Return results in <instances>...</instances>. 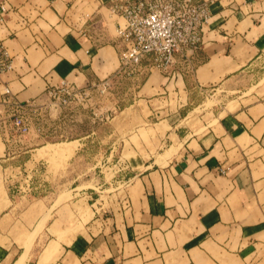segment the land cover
<instances>
[{
	"label": "crops",
	"instance_id": "0c3cea01",
	"mask_svg": "<svg viewBox=\"0 0 264 264\" xmlns=\"http://www.w3.org/2000/svg\"><path fill=\"white\" fill-rule=\"evenodd\" d=\"M202 1L210 19L200 50L178 56L167 72L146 58L132 77L126 109L141 120L133 130L153 129L174 148L170 157L160 153L163 162L152 156L128 165L99 192L71 185L68 221L58 214L65 204L47 201L52 173H40L35 161L31 172L10 170L15 157H6L0 139V264H15L41 224L26 264H264V92L248 94L264 67V0ZM0 3L8 8L0 52L11 62L0 74V113L7 101L42 103L63 85L124 75L111 0ZM215 96L220 104L204 107ZM74 142L69 162L96 159L86 154L93 142L86 137L60 144ZM85 174L79 169L74 184ZM81 200L83 211L74 208ZM42 233L47 243L36 253Z\"/></svg>",
	"mask_w": 264,
	"mask_h": 264
},
{
	"label": "rangeland",
	"instance_id": "374dc122",
	"mask_svg": "<svg viewBox=\"0 0 264 264\" xmlns=\"http://www.w3.org/2000/svg\"><path fill=\"white\" fill-rule=\"evenodd\" d=\"M119 22L122 24L123 20L119 18ZM199 50L200 48L197 51ZM122 74L124 75H118L119 77H115L112 81L105 80L98 83V86L70 85L57 88L52 93H55V96L50 95L49 99L42 103L22 104L7 101L4 111L0 113V139L6 143L9 154L6 152V157H15L7 162L8 166H11L10 170L21 166L17 171L24 169L31 172L37 167L33 164L35 161L40 173L47 175L49 172L52 173L54 180L49 179L51 184L47 191L54 194L50 193L47 201L51 204L55 200L53 207L65 204L63 209L62 207L59 209V219L66 218L68 221L74 219L73 208L68 205L74 202L69 191L71 187L78 185L79 189L94 188L99 192L105 187L101 186L105 181L109 186L112 179L130 169L127 168L128 165L137 168L141 160L152 156L160 163L163 162L159 159L160 153L169 152L166 157H170L174 151V148L168 150L167 146L160 144L153 129L133 130V126L141 122L134 118L129 109H126L134 101V93L130 91L134 74ZM263 75L264 67L249 85L251 89L248 94L264 92V80L257 84ZM221 101L216 96L209 98L204 107L209 109L215 104H220ZM197 112L196 114H199L200 110ZM83 137L90 142L93 141L88 148H84L86 154L90 157L98 156L96 159L90 158L87 164L78 167L76 162H69L77 142L70 146L60 143ZM142 143L146 145L143 146ZM45 145L47 147L41 148ZM110 145L112 146L109 147ZM30 150L33 151L27 153ZM112 150L113 155L107 158ZM26 154L33 155L32 162L27 166L23 164ZM79 169L81 174L85 172L86 174L74 184ZM14 172L12 171V174ZM25 177L21 180L25 185H29L30 181ZM119 186L122 189V184ZM83 202L86 201L81 200V203L75 204L74 208L83 211ZM85 209L89 211L87 204ZM48 217V214L45 215L43 222ZM40 227V231L43 230V225L38 228ZM44 234L42 233L35 246L36 253L42 252L46 246L47 235Z\"/></svg>",
	"mask_w": 264,
	"mask_h": 264
},
{
	"label": "built area",
	"instance_id": "2783aa9c",
	"mask_svg": "<svg viewBox=\"0 0 264 264\" xmlns=\"http://www.w3.org/2000/svg\"><path fill=\"white\" fill-rule=\"evenodd\" d=\"M111 3L112 13L123 20L117 26V37L124 47L120 71L136 75L141 71L142 62L151 58L155 67L167 72L177 64L178 56L186 58L203 44L204 27L210 19L205 1L111 0ZM7 12L5 3H0V21ZM10 68L9 55L0 52V74ZM54 91L50 90V95L55 96Z\"/></svg>",
	"mask_w": 264,
	"mask_h": 264
},
{
	"label": "bare ground",
	"instance_id": "6f19581e",
	"mask_svg": "<svg viewBox=\"0 0 264 264\" xmlns=\"http://www.w3.org/2000/svg\"><path fill=\"white\" fill-rule=\"evenodd\" d=\"M68 142V141H67ZM66 142V143H67ZM52 146V145H51ZM54 146V145H53ZM47 147V146H46ZM44 148V147H43ZM71 149V148H70ZM35 155V154H34ZM39 156V155H38ZM49 166V165H48ZM56 169V168H55ZM55 208V207H54ZM42 226V224H41ZM41 229L37 227L35 231H32L33 233L24 241V252L19 257V259L15 262V264H26V261L28 259V254L31 249V246L36 238V235L38 234V231Z\"/></svg>",
	"mask_w": 264,
	"mask_h": 264
},
{
	"label": "trees",
	"instance_id": "16d2710c",
	"mask_svg": "<svg viewBox=\"0 0 264 264\" xmlns=\"http://www.w3.org/2000/svg\"><path fill=\"white\" fill-rule=\"evenodd\" d=\"M30 159V156L28 155V154H26L25 156H24V162H26V161H28Z\"/></svg>",
	"mask_w": 264,
	"mask_h": 264
}]
</instances>
